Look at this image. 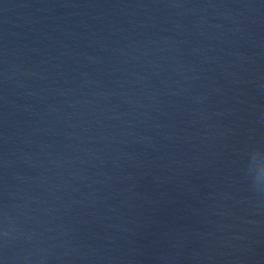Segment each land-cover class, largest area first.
<instances>
[{
	"label": "water",
	"instance_id": "1",
	"mask_svg": "<svg viewBox=\"0 0 264 264\" xmlns=\"http://www.w3.org/2000/svg\"><path fill=\"white\" fill-rule=\"evenodd\" d=\"M0 264H264V0H0Z\"/></svg>",
	"mask_w": 264,
	"mask_h": 264
}]
</instances>
